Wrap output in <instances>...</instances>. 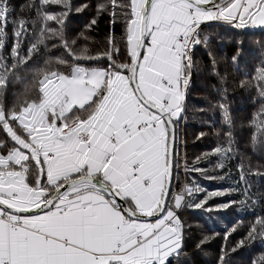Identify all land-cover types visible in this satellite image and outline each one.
Listing matches in <instances>:
<instances>
[{
	"label": "snow or ice",
	"instance_id": "1",
	"mask_svg": "<svg viewBox=\"0 0 264 264\" xmlns=\"http://www.w3.org/2000/svg\"><path fill=\"white\" fill-rule=\"evenodd\" d=\"M87 12L92 18L69 39L70 15ZM14 13L12 0H0V264H185L193 227L182 218L185 209L244 211L264 203V191H253L254 181H264V164L254 166L250 158L239 157L227 190H208L194 178L179 183L181 173L225 180L237 155L223 88L209 102L226 126L223 142L191 162L181 156V125L201 70L198 48L208 50L212 74L225 79L202 26H264V0H93L79 6L27 0ZM102 17L109 32L103 49L94 51L91 34ZM119 23L121 37L114 31ZM37 57L43 63L32 68L30 87L8 106L9 84ZM238 60L232 57L233 64ZM240 87H255L253 102L259 101L251 122L255 150L264 146V63ZM206 135L201 131L196 140ZM212 157L211 169L201 166ZM234 194L240 198L211 203ZM242 224L225 231L216 264H232L234 253L254 244L264 247V215L229 243ZM215 235L202 236L196 250ZM251 264H264V253Z\"/></svg>",
	"mask_w": 264,
	"mask_h": 264
},
{
	"label": "trees",
	"instance_id": "2",
	"mask_svg": "<svg viewBox=\"0 0 264 264\" xmlns=\"http://www.w3.org/2000/svg\"><path fill=\"white\" fill-rule=\"evenodd\" d=\"M27 0H12L16 13L19 14L20 6ZM81 2H93V0H72L74 6H79ZM51 10L59 11L58 5H52ZM94 12L73 13L68 20L66 34L69 39L75 38L84 28V25L92 18ZM26 16L35 18L34 14L25 12ZM51 23V22H50ZM203 27V32L210 36V50L217 60V69L220 75L225 77L223 81L212 74L211 59L208 50L198 48L196 59L199 61L201 70L195 75L194 82L187 100V119L181 125V139L186 141V145L180 149L181 156L186 153L187 159L191 162L196 156L203 152L210 151L217 143L223 142V132L226 126L222 124L218 110H209V102L215 103L223 94L222 89L227 88L228 103L233 119V135L236 140L237 155L228 162L227 167L231 170V176L225 180H206L198 173L190 174L186 178L183 173L180 175V184L187 179L194 178L208 190L229 189L234 186L233 181L237 178L236 165L239 157L250 158V162L264 164V146L257 145L253 148L252 136L255 134V126L251 123L254 114L259 109V101L253 102L256 96L255 87H240L241 80H251L255 75L257 67L264 63V54L259 47V41L264 39V32H251L245 29H236L223 22H209ZM117 37L124 34L123 23H119L114 28ZM9 39L7 47L10 50L12 44L11 26L8 29ZM109 32L108 18L102 17L95 31L91 34L95 40L94 51L102 50L104 40ZM32 37L25 41V46ZM62 49H53L52 55H61ZM239 56L236 64L232 63L233 56ZM43 63V59L37 57L31 63L27 71L19 73V78L12 80L6 92V102L8 106L15 103L17 97L25 94L26 88L30 87L32 78V68ZM31 94V93H30ZM199 109H205L200 112ZM221 132V136L216 135V131ZM201 131L207 133L202 140H196V135ZM4 134L0 132V139ZM216 158L212 157L211 164H202V167L211 169L215 165ZM215 174V173H213ZM264 191V181L256 183L254 181L253 191ZM236 194L216 198L211 203H222L228 199H239ZM257 215H264V203L257 204L254 208L238 211L234 206L226 210L213 211L211 213L202 210L185 209L182 218L190 225L186 240V252L188 257L185 264H216L220 248L224 243L223 237L226 230L230 229L237 221H243L238 231L229 238V243L234 244L245 234L250 222L254 221ZM214 238L209 241L202 250L198 251L195 245L204 235ZM264 253V247L254 244L251 247L241 249L232 255V264H251V261Z\"/></svg>",
	"mask_w": 264,
	"mask_h": 264
},
{
	"label": "crops",
	"instance_id": "3",
	"mask_svg": "<svg viewBox=\"0 0 264 264\" xmlns=\"http://www.w3.org/2000/svg\"><path fill=\"white\" fill-rule=\"evenodd\" d=\"M245 30L251 31V32H264V26L248 27V28H245ZM259 47L261 51L264 53V39H261L259 41Z\"/></svg>",
	"mask_w": 264,
	"mask_h": 264
},
{
	"label": "rangeland",
	"instance_id": "4",
	"mask_svg": "<svg viewBox=\"0 0 264 264\" xmlns=\"http://www.w3.org/2000/svg\"><path fill=\"white\" fill-rule=\"evenodd\" d=\"M264 54V53H263Z\"/></svg>",
	"mask_w": 264,
	"mask_h": 264
}]
</instances>
